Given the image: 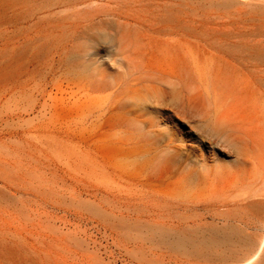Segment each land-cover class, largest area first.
Here are the masks:
<instances>
[{"label":"rangeland","instance_id":"rangeland-1","mask_svg":"<svg viewBox=\"0 0 264 264\" xmlns=\"http://www.w3.org/2000/svg\"><path fill=\"white\" fill-rule=\"evenodd\" d=\"M220 35L264 58V0H0V264H264V80L216 83ZM126 178L159 218L103 217Z\"/></svg>","mask_w":264,"mask_h":264},{"label":"bare ground","instance_id":"bare-ground-1","mask_svg":"<svg viewBox=\"0 0 264 264\" xmlns=\"http://www.w3.org/2000/svg\"><path fill=\"white\" fill-rule=\"evenodd\" d=\"M172 15L175 16L177 14L172 13ZM176 20L177 18L174 17V23ZM189 23L190 19L184 20L185 25L183 26L188 32V35L191 31ZM211 46L213 54L211 75L216 80V83L227 82L228 77H230V75H232L237 69L240 71L243 70L244 72L245 70H249L250 75L253 78L255 77V79L264 80V58H259V61L257 62L258 50L254 47H236L235 44L230 41L228 35H220L219 37L213 36L211 38ZM184 70L186 73H190V68L188 66H185ZM159 73L164 76L178 74V72L174 71H160ZM125 181L127 182L125 183L127 184V195H106V193L102 194V192L98 195V208L100 212L103 213V217L105 215L107 218H110L117 223L125 222L129 224H137L141 222L147 223L150 220L159 218L162 209L160 199L153 193L149 194L148 192L144 193L143 191V194H134L139 186L144 185L142 181H135L133 178H126ZM139 190H141V188H139Z\"/></svg>","mask_w":264,"mask_h":264}]
</instances>
